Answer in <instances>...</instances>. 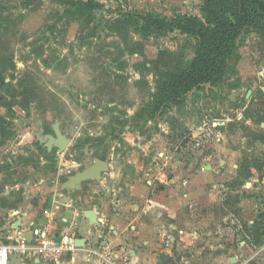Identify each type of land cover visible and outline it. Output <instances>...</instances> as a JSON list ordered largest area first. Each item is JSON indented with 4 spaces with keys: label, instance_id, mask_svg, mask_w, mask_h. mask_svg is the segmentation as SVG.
<instances>
[{
    "label": "rangeland",
    "instance_id": "obj_1",
    "mask_svg": "<svg viewBox=\"0 0 264 264\" xmlns=\"http://www.w3.org/2000/svg\"><path fill=\"white\" fill-rule=\"evenodd\" d=\"M205 1L0 0L1 236L65 220L83 264H102L94 248L130 264H264V30L241 33L220 81L157 108L198 40L145 17L204 19ZM56 129L64 149L41 140Z\"/></svg>",
    "mask_w": 264,
    "mask_h": 264
},
{
    "label": "trees",
    "instance_id": "obj_2",
    "mask_svg": "<svg viewBox=\"0 0 264 264\" xmlns=\"http://www.w3.org/2000/svg\"><path fill=\"white\" fill-rule=\"evenodd\" d=\"M204 19L182 14L174 19L146 16L148 28L155 25L165 30H178L197 38L195 57L188 68L174 75L159 89L157 108L168 99L179 100L190 90L205 83L220 81L236 40L245 30H264V12L259 0H206Z\"/></svg>",
    "mask_w": 264,
    "mask_h": 264
},
{
    "label": "built area",
    "instance_id": "obj_3",
    "mask_svg": "<svg viewBox=\"0 0 264 264\" xmlns=\"http://www.w3.org/2000/svg\"><path fill=\"white\" fill-rule=\"evenodd\" d=\"M76 239L74 231L67 227L59 235L57 228L51 226L28 228L12 226L7 233L0 235V264H14L15 260L24 262L27 259L37 260L41 264H61L67 253H72L69 262H76L74 254L87 250L80 248L75 243ZM89 251L90 256H95L102 264H128L129 262V258L125 255L117 256L106 249L94 248Z\"/></svg>",
    "mask_w": 264,
    "mask_h": 264
},
{
    "label": "water",
    "instance_id": "obj_4",
    "mask_svg": "<svg viewBox=\"0 0 264 264\" xmlns=\"http://www.w3.org/2000/svg\"><path fill=\"white\" fill-rule=\"evenodd\" d=\"M56 135L57 137H53L51 135L46 136L45 138H42L41 140H45L49 138V146L51 147L52 144L58 145L61 149L66 148L70 144V140L61 133L59 129H56ZM106 168V165L103 161L98 160L96 163L91 166L90 168L86 169L84 172H79L76 174V176L72 179L73 184L75 187L80 188V182L87 178H94L99 176V172L101 169ZM86 214L88 216L94 217V212L89 210L86 211ZM66 218H68V215H66ZM66 221H60L59 222V228L57 229V234H61L63 231V228L66 226ZM85 239H76L75 243L79 246L80 244H85Z\"/></svg>",
    "mask_w": 264,
    "mask_h": 264
},
{
    "label": "crops",
    "instance_id": "obj_5",
    "mask_svg": "<svg viewBox=\"0 0 264 264\" xmlns=\"http://www.w3.org/2000/svg\"><path fill=\"white\" fill-rule=\"evenodd\" d=\"M16 224H19L20 226H16V227H18V228H28V227H30L31 225H27V224H25L24 223V221L22 220V221H20V220H18V223L16 222ZM35 226H40V225H35ZM57 228V227H56ZM65 228V227H64ZM63 228V229H64ZM58 229V228H57ZM86 242V241H85ZM80 254H82V252H79L78 254H74L75 255V257H76V262H69V259H70V255H72V253H67L66 255H65V257H64V259H63V261H62V263L61 264H83V260H81V255ZM84 254V253H83ZM120 255H122V254H120ZM85 256V255H84ZM86 257V256H85ZM86 260H88V259H86ZM14 264H41V263H38V261L37 260H34V261H32V260H25L24 262H21V261H18V260H15V262H14ZM128 264H130L129 262H128Z\"/></svg>",
    "mask_w": 264,
    "mask_h": 264
},
{
    "label": "flooded vegetation",
    "instance_id": "obj_6",
    "mask_svg": "<svg viewBox=\"0 0 264 264\" xmlns=\"http://www.w3.org/2000/svg\"><path fill=\"white\" fill-rule=\"evenodd\" d=\"M102 161V160H101Z\"/></svg>",
    "mask_w": 264,
    "mask_h": 264
}]
</instances>
